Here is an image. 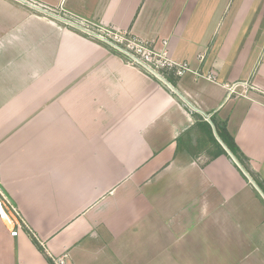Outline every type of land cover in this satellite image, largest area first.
<instances>
[{
	"label": "crops",
	"instance_id": "1",
	"mask_svg": "<svg viewBox=\"0 0 264 264\" xmlns=\"http://www.w3.org/2000/svg\"><path fill=\"white\" fill-rule=\"evenodd\" d=\"M34 1L165 41L189 70L170 89L0 0V264H264L262 192L178 142L209 115L264 183V0Z\"/></svg>",
	"mask_w": 264,
	"mask_h": 264
},
{
	"label": "built area",
	"instance_id": "2",
	"mask_svg": "<svg viewBox=\"0 0 264 264\" xmlns=\"http://www.w3.org/2000/svg\"><path fill=\"white\" fill-rule=\"evenodd\" d=\"M10 1L34 10V12L39 15L59 20L65 27L78 31L103 45L109 51L119 56L127 65L140 69L167 86H169V84L166 83L164 79L165 73L170 72L179 77L189 70L186 63H177L169 57L165 41L159 43L142 41L115 27L109 26L103 28L62 10L61 12L65 17H60L53 10L34 0ZM158 44H160V47ZM171 88L172 87H170V89ZM209 119V115H204V120L206 122H209ZM5 200V196L0 189V204L2 202L5 203ZM12 214L19 223L22 224V221L18 219V214L14 209H12ZM16 234V231L11 232L12 236H16ZM53 264H65V256L54 259Z\"/></svg>",
	"mask_w": 264,
	"mask_h": 264
},
{
	"label": "trees",
	"instance_id": "3",
	"mask_svg": "<svg viewBox=\"0 0 264 264\" xmlns=\"http://www.w3.org/2000/svg\"><path fill=\"white\" fill-rule=\"evenodd\" d=\"M170 85L172 88H175L173 83H170ZM190 112L196 121L195 127L199 129L202 134L197 142V149H195V151H191L192 155L195 156L200 150L208 147V145L211 147V150H209L208 153L212 158L220 155H227L228 153L241 166L244 172L248 175L249 179H251L252 183L264 195L263 181L248 165L247 159L243 156L232 137L228 134L226 124L217 122L212 118L209 119V122H206L195 112ZM178 142L180 143V140Z\"/></svg>",
	"mask_w": 264,
	"mask_h": 264
},
{
	"label": "rangeland",
	"instance_id": "4",
	"mask_svg": "<svg viewBox=\"0 0 264 264\" xmlns=\"http://www.w3.org/2000/svg\"><path fill=\"white\" fill-rule=\"evenodd\" d=\"M202 134L199 131V129H197L196 127H193L186 136L182 137L180 140V145H179V149L181 150H185L186 152H190L191 151H195V149H197V142L200 139L199 137H201ZM191 142V147L189 146L188 142ZM211 149V147L208 145V147L204 148L205 149Z\"/></svg>",
	"mask_w": 264,
	"mask_h": 264
},
{
	"label": "water",
	"instance_id": "5",
	"mask_svg": "<svg viewBox=\"0 0 264 264\" xmlns=\"http://www.w3.org/2000/svg\"><path fill=\"white\" fill-rule=\"evenodd\" d=\"M177 100L184 106V103L179 98Z\"/></svg>",
	"mask_w": 264,
	"mask_h": 264
}]
</instances>
